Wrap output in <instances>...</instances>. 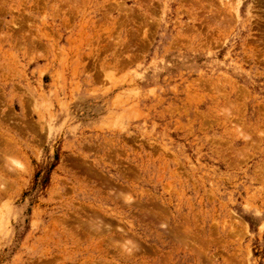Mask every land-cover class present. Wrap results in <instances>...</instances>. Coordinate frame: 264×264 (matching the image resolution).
Listing matches in <instances>:
<instances>
[{"label": "rangeland", "instance_id": "obj_1", "mask_svg": "<svg viewBox=\"0 0 264 264\" xmlns=\"http://www.w3.org/2000/svg\"><path fill=\"white\" fill-rule=\"evenodd\" d=\"M0 264H264V0H0Z\"/></svg>", "mask_w": 264, "mask_h": 264}]
</instances>
